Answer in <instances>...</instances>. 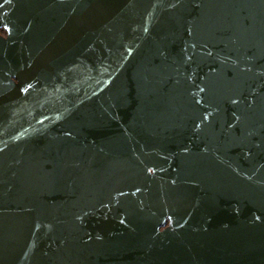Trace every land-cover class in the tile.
Segmentation results:
<instances>
[{"label": "water", "instance_id": "95a60500", "mask_svg": "<svg viewBox=\"0 0 264 264\" xmlns=\"http://www.w3.org/2000/svg\"><path fill=\"white\" fill-rule=\"evenodd\" d=\"M0 264H264V0H0Z\"/></svg>", "mask_w": 264, "mask_h": 264}]
</instances>
